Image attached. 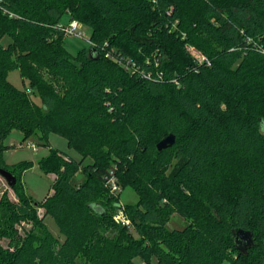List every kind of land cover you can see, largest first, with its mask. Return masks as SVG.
Instances as JSON below:
<instances>
[{
    "label": "trees",
    "instance_id": "obj_1",
    "mask_svg": "<svg viewBox=\"0 0 264 264\" xmlns=\"http://www.w3.org/2000/svg\"><path fill=\"white\" fill-rule=\"evenodd\" d=\"M66 17L90 29L76 53ZM14 129L46 145L61 134L81 154L49 145L39 163L56 177L43 200L23 189L29 161L4 163ZM0 168L17 176L18 197L0 198V264H264V0H0ZM114 173L137 203L109 192ZM122 206L139 237L115 220ZM173 211L189 224L167 228ZM241 227L253 231L247 253Z\"/></svg>",
    "mask_w": 264,
    "mask_h": 264
},
{
    "label": "rangeland",
    "instance_id": "obj_2",
    "mask_svg": "<svg viewBox=\"0 0 264 264\" xmlns=\"http://www.w3.org/2000/svg\"><path fill=\"white\" fill-rule=\"evenodd\" d=\"M73 20H74L73 18L66 17L62 23L64 25H68ZM80 24L84 31L85 36H80L78 34L65 35V43L73 53H76L84 46L91 44L89 27L83 24L82 22H80ZM8 41H9L8 37L4 38L3 40L5 44ZM44 73H46L47 76L55 77V75L49 70H45ZM9 79L19 87L28 88V90L31 91L32 98L36 100L38 103L41 102V98L37 90H35V88L32 89L30 87L29 80L28 79L24 80L18 69H14L9 73ZM22 138H23V133L18 129H14L7 136L5 142L7 145H9V147L4 149L3 151L4 163L8 168H15L17 167V165L28 161L31 163V165L22 172L21 178L23 183V189L27 194L31 195L32 201L34 202L35 200L40 201L43 200L50 192L54 181L52 175L53 172L44 171L39 163L40 162L39 159L41 160L43 156L49 153L50 146L57 148L66 155H69L76 159H82V157L78 151H76L73 147L69 146L66 137L55 132L49 134L48 144L50 146L46 144H42V142H40L39 134L31 136L25 140H22ZM27 142H34L37 147L36 150L24 145ZM87 161H89V158L84 159V162ZM82 178H83L82 173L78 172L75 177V180L79 182ZM106 182H107V187L109 188V192L112 195H114L117 199H119L122 204L128 205V204H135L138 202L139 195L137 191L134 189V187L130 185L124 187L122 185L120 177L117 174L115 173L112 174L109 177V179L106 180ZM113 184L118 185V190L113 189L112 186ZM3 192H7V194L11 199L16 201L18 200L17 193L13 189V186H10L8 181L0 174V198ZM33 204L35 206V203ZM36 207H37L36 209L37 215L39 218L43 219V222L46 224L47 229L50 232H52L54 235L60 237L61 239H64V234L61 232L58 224L55 222L53 217L45 214V209L44 207H42V205H36ZM188 224H189L188 219L183 214H181V212L178 211L171 212L169 215V219L166 222V226L170 230L182 229L186 227ZM16 227L18 228L19 233L24 236L29 230L35 229V224L32 219L21 220L19 223L16 224ZM128 228L136 237H139V234L134 228V226H129ZM37 230L40 229L37 228ZM1 240L5 246H8L9 243L8 238H2ZM134 261L135 264H146V261L141 256H136L134 258Z\"/></svg>",
    "mask_w": 264,
    "mask_h": 264
},
{
    "label": "water",
    "instance_id": "obj_3",
    "mask_svg": "<svg viewBox=\"0 0 264 264\" xmlns=\"http://www.w3.org/2000/svg\"><path fill=\"white\" fill-rule=\"evenodd\" d=\"M94 50L95 49L93 47L90 49L92 53L94 52ZM175 139V134L171 132L157 143V148L159 150H162L172 145L175 142ZM0 174L8 181L10 186H14L16 184L17 176L12 171L6 168H0ZM253 242V231L251 229H245L241 227L236 230L235 243L241 252L247 253L248 249L252 246Z\"/></svg>",
    "mask_w": 264,
    "mask_h": 264
},
{
    "label": "built area",
    "instance_id": "obj_4",
    "mask_svg": "<svg viewBox=\"0 0 264 264\" xmlns=\"http://www.w3.org/2000/svg\"><path fill=\"white\" fill-rule=\"evenodd\" d=\"M2 11L3 13H7L10 16H15L16 14L7 9V8H3L2 7ZM60 27L65 31L66 34H74V35H80V36H85L84 31L81 27V24L78 20L74 19L73 21H71L68 25H64L63 23L59 24ZM90 42L92 43V41L90 40ZM28 147L33 148L34 150H36V144L34 142H27L26 144H24ZM23 146V145H21ZM109 179V178H108ZM113 189L114 190H118V185L117 184H113ZM114 218L117 222H120L124 225L127 226H131V219L129 217V215L127 214L126 210L124 209V207H119L118 210L116 211V213L114 214Z\"/></svg>",
    "mask_w": 264,
    "mask_h": 264
},
{
    "label": "crops",
    "instance_id": "obj_5",
    "mask_svg": "<svg viewBox=\"0 0 264 264\" xmlns=\"http://www.w3.org/2000/svg\"><path fill=\"white\" fill-rule=\"evenodd\" d=\"M52 175H53V179H55V174L52 173ZM52 191H53V189H51L49 193H51Z\"/></svg>",
    "mask_w": 264,
    "mask_h": 264
}]
</instances>
